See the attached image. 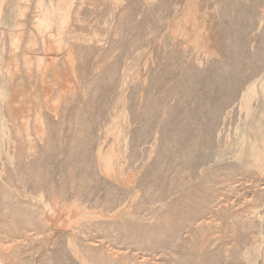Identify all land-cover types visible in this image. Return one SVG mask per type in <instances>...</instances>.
I'll return each instance as SVG.
<instances>
[{"label": "rangeland", "instance_id": "obj_1", "mask_svg": "<svg viewBox=\"0 0 264 264\" xmlns=\"http://www.w3.org/2000/svg\"><path fill=\"white\" fill-rule=\"evenodd\" d=\"M0 31V264H264V0H0Z\"/></svg>", "mask_w": 264, "mask_h": 264}, {"label": "bare ground", "instance_id": "obj_2", "mask_svg": "<svg viewBox=\"0 0 264 264\" xmlns=\"http://www.w3.org/2000/svg\"><path fill=\"white\" fill-rule=\"evenodd\" d=\"M149 24V23H148ZM1 32V31H0ZM18 32V31H17ZM97 49V48H96ZM47 50V49H46ZM173 50V49H172ZM204 52L206 53V54H211L208 50H204ZM209 52V53H208ZM85 58H86V56H85ZM84 59V58H83ZM87 59V58H86ZM84 63V62H83ZM100 65V64H99ZM126 70V69H125ZM103 73H105V72H103ZM103 73H101L100 74V76L103 74ZM125 73V72H124ZM98 79H99V77H98ZM11 80V79H10ZM114 80V78H109L108 79V81H109V85H106L107 87H106V90H104V94H103V98H105V97H110V93L112 92V86H113V84H112V81ZM99 83V82H98ZM105 83V82H104ZM103 83V84H104ZM126 83H127V77H126V74H124V76H123V81H122V84H121V90L122 91H124V89H125V87H126ZM12 82L11 81H9V82H6V79L4 78V76H3V74H2V72H0V120H2V118H3V108L4 107H7V106H9L10 104H11V102H12V94L10 93V90H12ZM95 86V85H94ZM98 86V85H97ZM101 89V88H100ZM17 90H18V88H17ZM61 90V89H60ZM14 91V90H13ZM52 91V89L50 90V92ZM103 91V90H102ZM46 92V91H45ZM63 92V91H62ZM123 94H124V92H122ZM24 94H26L25 92H24ZM14 95H15V99H13V101L14 102H12V103H14L13 105H16V103H18L19 101H17L16 100V90L14 91ZM22 95V94H21ZM20 95V96H21ZM90 95V94H89ZM23 96V95H22ZM14 97V96H13ZM102 97H100L99 98V100H98V102L101 104V101H102ZM12 98V99H11ZM91 98V97H90ZM57 99H58V96H57ZM17 101V102H16ZM59 101V100H58ZM6 102H7V104H6ZM20 103V102H19ZM58 106H59V104H58ZM98 106H100V105H98ZM14 107V106H13ZM55 107V106H54ZM56 107H57V105H56ZM55 107V108H56ZM61 108V107H60ZM60 108L58 109V110H60ZM10 109H12V108H10ZM18 109V108H17ZM62 109V108H61ZM14 111H15V109H13ZM10 111V110H9ZM62 111V110H61ZM17 112V111H16ZM19 112V111H18ZM17 112V113H18ZM23 112V111H22ZM54 112H55V110H54ZM25 113V112H24ZM38 113H39V111H38ZM57 113V112H56ZM80 114V113H79ZM16 115V114H15ZM22 115V114H21ZM81 115V114H80ZM250 115V114H249ZM23 118H24V116H22ZM37 117H39V115H37ZM249 118H250V116H249ZM22 119V118H21ZM80 119V118H79ZM252 119V118H251ZM250 120V119H249ZM23 122H24V120H22ZM40 122V121H39ZM45 122V121H44ZM43 123V122H42ZM38 124V123H37ZM39 124H41V123H39ZM48 124V123H47ZM25 125V124H24ZM26 126V125H25ZM50 126V125H49ZM250 126V125H249ZM248 126V127H249ZM247 127V128H248ZM251 127V126H250ZM250 129V128H249ZM38 130V129H37ZM40 130V129H39ZM246 130V129H245ZM248 131V130H247ZM247 131H245V132H247ZM42 133H39V135L40 134H44V132H43V130L41 131ZM244 133V132H243ZM4 134H5V126H3L1 123H0V139L3 141V137H4ZM251 133H249V135H250ZM38 135V134H37ZM245 135V134H244ZM247 135H248V133H247ZM240 139V138H239ZM246 140V139H245ZM243 141V140H242ZM255 142H256V140L254 141V143L253 144H251V147L249 148V149H242V150H238L237 151V148H236V150L233 148V149H231V146L229 147V149H228V151H227V153H226V155H225V159H220L219 157L217 158V163H216V165L218 166L220 163H222L224 160L225 161H233V162H237V163H243L247 168H249L250 166H252L253 165V161H251L249 158H247V155H246V151H249L250 149H252L253 148V146L255 145ZM236 144V143H235ZM233 145V144H232ZM234 146V145H233ZM8 158H9V160H11L10 158V156H8ZM40 158V157H39ZM40 159H43V158H40ZM111 159V156H106V159L105 160H103L102 161V159H99V163H100V169H101V172L103 173V167L105 166V163H106V160H110ZM206 159H207V157H206ZM208 160V159H207ZM216 160V159H215ZM87 161V160H86ZM112 161V160H111ZM37 162H38V160H37ZM209 162V161H208ZM216 162V161H215ZM41 163V162H40ZM35 164V163H34ZM206 165V164H205ZM210 164H208V166H209ZM212 165H213V163H212ZM215 165V166H216ZM43 170L46 172L47 171V162H45V161H43ZM207 166V167H208ZM39 167V166H38ZM83 166H81V168H82ZM86 167V166H85ZM212 167V166H211ZM62 169V168H61ZM75 169V168H74ZM203 169H205V168H203ZM220 170H224V172H225V174H228V177H230L231 178V176L232 175H234L233 173H236V171L233 169V168H231V167H223L222 166V168H220V169H218V170H216L215 172H213L212 173V176H209L208 178H206L205 179V182H207V180L208 181H214L215 180V178H216V176L218 175V173H219V171ZM62 171V170H61ZM52 172V171H51ZM80 172V171H79ZM221 172V171H220ZM49 173V172H48ZM80 173H82V172H80ZM43 174V173H42ZM51 174V173H50ZM24 175H26V174H24ZM49 175V174H48ZM47 175V176H48ZM52 175V174H51ZM210 175V174H209ZM29 176V175H28ZM39 176H41V175H39ZM44 176V175H43ZM60 176V175H59ZM61 176H62V174H61ZM45 178H46V175L44 176ZM74 177H76V175L74 176ZM235 177V176H234ZM60 178V177H59ZM63 178V177H62ZM88 178V177H87ZM203 178V177H202ZM221 178V177H220ZM28 179V178H27ZM38 180H39V178H38ZM52 180V179H51ZM71 180V179H70ZM69 180V181H70ZM48 181V180H47ZM60 181V180H59ZM66 181V180H65ZM68 181V182H69ZM230 181H232V180H230ZM54 182V181H53ZM233 182V181H232ZM30 184V183H29ZM56 184V183H55ZM63 184V183H62ZM58 185V184H57ZM217 185V184H216ZM30 186V185H29ZM60 186V185H59ZM102 186V185H101ZM101 186H99V189L101 188ZM57 187V186H56ZM56 187H55V189H56ZM86 188V187H85ZM260 189V188H259ZM262 189V188H261ZM89 190H90V194L91 195H94L93 194V188H90V186H89ZM193 190V191H192ZM58 191V190H57ZM103 191V190H102ZM66 192V191H65ZM96 192V191H95ZM202 192V191H201ZM197 193V192H196ZM205 193H208V192H205ZM102 194V193H101ZM184 194V195H183ZM183 194H182V196H189V197H193L194 195H195V190L194 189H191L190 191H187V192H183ZM105 195V194H104ZM43 197H44V195H42ZM119 196V195H118ZM181 196V197H182ZM206 196V195H205ZM261 196V195H260ZM110 197V196H109ZM180 197V198H181ZM235 197V196H234ZM113 198V197H112ZM115 198H117V197H115ZM194 198V197H193ZM236 198V197H235ZM87 199V198H86ZM179 199V198H178ZM186 199V198H185ZM110 200V199H109ZM112 200V199H111ZM182 200L183 199H181V200H178V201H181L182 202ZM199 200H201V199H199ZM214 200V199H213ZM213 200H211V202L213 201ZM107 201V200H106ZM202 201V200H201ZM204 201H205V198H204ZM203 201V202H204ZM90 202H92L91 200H90ZM176 202L177 201H175V202H173L171 205H169V207H168V214H171V215H176L177 213H178V209H177V206L176 207H174V204H176ZM195 202V201H194ZM193 202V203H194ZM198 202V201H197ZM178 203V202H177ZM180 203V202H179ZM190 203V202H189ZM205 203V202H204ZM190 204H192V203H190ZM196 204V203H195ZM233 204V203H232ZM188 205V204H187ZM211 205V204H210ZM184 206V205H183ZM244 206V205H243ZM220 207V206H219ZM263 207H264V205H263ZM193 208V207H192ZM237 208V207H236ZM261 208V207H260ZM194 209H196V208H194ZM258 209V208H257ZM186 210H189V209H187L186 208ZM191 210V209H190ZM189 210V211H190ZM201 210V209H200ZM23 211V210H22ZM93 211H95V210H93ZM102 211V210H101ZM198 211V210H197ZM208 211V210H207ZM264 211V210H263ZM14 212V211H13ZM104 212V211H103ZM119 212V210H115L114 211V213H107V215L105 216V215H103L101 212H95V213H97L96 215H94V216H92V217H95V218H98V217H104V218H107V219H112L113 217H120V215L121 214H119V215H117V213ZM199 212V211H198ZM198 212H194V211H192L191 212V215L192 216H197L198 214ZM202 212V211H201ZM209 212V211H208ZM15 213V212H14ZM243 213V212H242ZM3 214V213H2ZM4 215V214H3ZM6 215V214H5ZM180 215V214H179ZM207 215V214H206ZM242 215V214H241ZM126 216V215H125ZM238 216V219H240L239 218V216L240 215H237ZM118 217V218H119ZM122 217V216H121ZM124 217V216H123ZM236 217V216H235ZM253 217H254V219H260V217H261V214H260V212L259 211H257L256 210V212L253 214ZM14 217H12V219H13ZM243 218V217H242ZM6 219V218H5ZM5 219H4V221H5ZM11 219V218H10ZM198 219H199V216H198ZM244 219V218H243ZM242 219V221H244ZM162 220V219H161ZM184 220V219H183ZM201 220V219H200ZM231 220H233L234 222H235V219H232V217H231ZM1 221V220H0ZM23 221V220H22ZM236 221H237V219H236ZM246 221V220H245ZM244 221V222H245ZM27 222H28V220H27ZM11 223V222H10ZM196 223V222H195ZM238 223V222H237ZM247 223H248V221H247ZM192 224V223H191ZM194 224V223H193ZM232 224V223H231ZM234 224V223H233ZM235 225V224H234ZM234 225H231V226H233L234 227ZM240 225H241V228L242 229H244V230H246L248 227H249V224L247 225V224H242V222H241V224L239 223V224H237V225H235V227H238V228H240ZM20 226H22V225H20ZM122 226V225H121ZM193 226V225H192ZM201 226V225H200ZM207 226V225H206ZM4 227V226H3ZM23 227V226H22ZM241 228H240V230H241ZM2 229V228H1ZM11 229H13V228H11ZM11 229H9V231H11ZM18 227H16L14 230H12V233L15 235L16 234V232H18ZM24 229V228H23ZM27 229V228H26ZM131 229L132 230H134L135 231V229H136V227H134V225L131 227ZM153 229V228H152ZM155 229V228H154ZM157 229H162V228H157ZM172 229H174V227H172ZM175 229H177V228H175ZM233 229V228H232ZM231 229V230H232ZM235 229V228H234ZM251 229V228H250ZM250 229H249V232H250ZM25 230V229H24ZM61 230V229H60ZM139 230V229H138ZM178 230V229H177ZM181 231H182V229H180ZM184 230V229H183ZM26 231V230H25ZM118 231V230H117ZM154 231V230H153ZM236 231H238V230H236ZM235 231V232H236ZM253 231V230H252ZM19 232H20V230H19ZM137 232V231H136ZM232 232H234V230H232ZM232 232H230V233H232ZM7 233V232H6ZM11 233V232H10ZM12 233H11V235H12ZM23 233H24V231H23ZM121 233V232H120ZM124 233V232H123ZM138 233H139V231H138ZM229 233V232H228ZM229 233V234H230ZM239 233V232H238ZM237 233V234H238ZM24 234H26V233H24ZM130 234V233H129ZM129 234H127V235H129ZM133 234H134V232H133ZM233 234V233H232ZM236 234V235H237ZM246 234V233H245ZM245 234H244V236H245ZM18 235V234H17ZM122 235V234H121ZM124 235H125V233H124ZM134 235H137V233L136 234H134ZM139 235V234H138ZM203 235V234H202ZM201 235V236H202ZM235 235V234H234ZM248 235H249V233H248ZM20 236V235H19ZM131 236V235H130ZM3 238H4V236H2ZM129 237V236H128ZM177 237V236H176ZM261 237V236H260ZM12 238V237H11ZM10 238V239H11ZM18 238V237H17ZM191 238V237H190ZM202 238V237H201ZM238 238V237H237ZM14 239V238H13ZM125 239H126V237H125ZM129 239V238H128ZM127 239V240H128ZM133 239V238H132ZM135 239H137V238H135ZM231 239V238H230ZM6 240V239H5ZM12 240V239H11ZM74 240V239H73ZM126 240V241H127ZM175 240V239H174ZM19 241V240H18ZM75 241V240H74ZM126 241H125V243H123V244H126ZM231 241H232V239H231ZM239 241H240V239H239ZM127 242H129V241H127ZM201 242H202V240H201ZM242 243H243V241H241ZM24 243V242H23ZM198 243L199 242H197L196 244L198 245ZM242 243H241V245H242ZM1 244V243H0ZM22 244V243H21ZM188 244V243H187ZM247 244H248V242H247ZM6 245V244H5ZM8 245V244H7ZM15 245V244H14ZM26 245V244H25ZM86 245V244H85ZM98 245V244H97ZM154 245L157 247V242H154ZM12 246V245H11ZM87 246V245H86ZM205 246H207V245H205ZM247 246V245H246ZM3 247V246H2ZM85 247V246H84ZM91 247V246H90ZM148 247H150V246H148ZM193 247V246H192ZM10 248V247H9ZM179 249H182V247L181 246H179L178 247ZM186 248V247H185ZM203 248L204 247H202V249L201 250H203ZM13 249V248H12ZM65 250H63L62 251V253L60 254V256H54L53 258H54V260H55V262H54V264H64V263H62L61 262V260H62V258H63V256H64V254L66 253V252H68V250H66V248H64ZM158 249V248H157ZM168 249V248H167ZM199 249V248H198ZM207 249H208V247H207ZM218 249V248H217ZM238 249V248H237ZM86 254H88V258H91V257H93L94 259H95V263L94 264H116V263H120V264H123L122 262H120L119 260L118 261H110V260H107V259H104V258H102V257H100L99 255H98V253L97 252H91L89 249L87 250L86 248H84V249H82ZM189 250V249H188ZM197 250V249H196ZM196 250H195V252H196ZM6 251V250H5ZM157 251H159V250H157ZM174 251V250H173ZM172 251V252H173ZM207 251V250H206ZM218 251V250H217ZM170 252V251H169ZM178 252V251H177ZM203 252H205V251H203ZM145 253V252H144ZM147 253V252H146ZM157 253V252H156ZM114 254H116V255H119V254H121L120 253V251L119 250H116V251H114ZM160 254V253H159ZM204 254V253H203ZM237 254V253H236ZM239 254V253H238ZM144 255V254H143ZM142 255V256H143ZM148 255V254H147ZM154 255V254H153ZM152 255V256H153ZM158 255V254H157ZM179 254H177V256H178ZM217 255L218 254H213V256H211V255H207V256H203V258H202V260H201V263L200 264H202V263H206V264H215L216 262H217ZM146 256V255H145ZM175 256V255H174ZM147 257V256H146ZM146 257H142V263L143 264H149V262L147 261V259L148 258H146ZM219 257V256H218ZM168 258V257H167ZM178 258H179V256H178ZM150 259H152V257L150 258ZM180 259V258H179ZM172 260V259H171ZM219 260H221L220 258H219ZM92 260H90V262H91ZM161 262H162V264H172V263H169V261H166L165 259L164 260H161ZM177 263H179V264H198V263H196V262H186V261H181V260H179V262H177ZM222 264V263H221Z\"/></svg>", "mask_w": 264, "mask_h": 264}]
</instances>
